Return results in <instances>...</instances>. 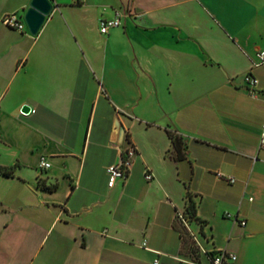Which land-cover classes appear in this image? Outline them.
I'll use <instances>...</instances> for the list:
<instances>
[{"label":"crops","instance_id":"1","mask_svg":"<svg viewBox=\"0 0 264 264\" xmlns=\"http://www.w3.org/2000/svg\"><path fill=\"white\" fill-rule=\"evenodd\" d=\"M29 2L0 0V264H188V240L200 264L198 246L264 264V0H50L35 34L2 22Z\"/></svg>","mask_w":264,"mask_h":264},{"label":"built area","instance_id":"2","mask_svg":"<svg viewBox=\"0 0 264 264\" xmlns=\"http://www.w3.org/2000/svg\"><path fill=\"white\" fill-rule=\"evenodd\" d=\"M79 1H83V0H79ZM122 15L123 14L119 12H115L113 16L110 18H100L98 20V31L104 34L108 31L109 28L119 26L120 17ZM2 22L16 30L24 29V22L18 19L13 13L6 14L5 16H3ZM261 63H264V52L258 50L254 53V59L251 61V66H257ZM243 80L246 85L248 93L252 96L256 95V92L254 90L256 79L254 78V76H252L251 73L247 72L246 74H244ZM259 147H264V140L262 136L259 139ZM135 154H136V150L134 146L129 142H127L123 146H120L118 160L112 164H109L105 168L106 185L108 187L113 186L117 180H121V181L124 180V178L128 174V171L132 164V158L135 156ZM39 165L41 167L48 166L47 162L44 159H41L39 161ZM143 177L146 180H149L151 178V173L147 170V168L144 169ZM175 217L179 219L183 223V225H185V222L189 220L184 210L182 212H175ZM238 223L241 226L244 225L243 220H240ZM142 245L144 246L143 242ZM198 249L201 250V252L205 253L207 264H230L235 259L234 254L225 252L223 250H219L213 253H207L204 252V250H202L199 246ZM153 264H156V260L153 261ZM188 264H200V263L197 260L196 261L189 260Z\"/></svg>","mask_w":264,"mask_h":264},{"label":"water","instance_id":"3","mask_svg":"<svg viewBox=\"0 0 264 264\" xmlns=\"http://www.w3.org/2000/svg\"><path fill=\"white\" fill-rule=\"evenodd\" d=\"M50 9V0H30L28 8L23 13V21L29 33L35 34L37 32Z\"/></svg>","mask_w":264,"mask_h":264},{"label":"trees","instance_id":"4","mask_svg":"<svg viewBox=\"0 0 264 264\" xmlns=\"http://www.w3.org/2000/svg\"><path fill=\"white\" fill-rule=\"evenodd\" d=\"M170 138H171V141H172V144L177 147V138L175 135H173L171 132H168ZM0 173L2 174H9L10 173V169H0ZM184 212L186 213L187 217L190 219L194 216V206L192 204V202L189 200V198L187 197V202H186V205L184 207Z\"/></svg>","mask_w":264,"mask_h":264},{"label":"rangeland","instance_id":"5","mask_svg":"<svg viewBox=\"0 0 264 264\" xmlns=\"http://www.w3.org/2000/svg\"><path fill=\"white\" fill-rule=\"evenodd\" d=\"M187 202V200H186ZM186 253H187V256H188V260H191V261H196L197 258H196V248H195V245L193 243V241L191 240H188V245H187V248H186Z\"/></svg>","mask_w":264,"mask_h":264}]
</instances>
